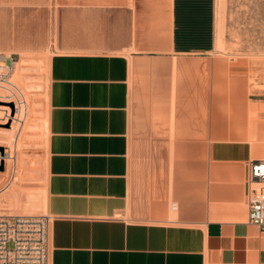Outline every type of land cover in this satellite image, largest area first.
I'll list each match as a JSON object with an SVG mask.
<instances>
[{
	"label": "crops",
	"instance_id": "crops-1",
	"mask_svg": "<svg viewBox=\"0 0 264 264\" xmlns=\"http://www.w3.org/2000/svg\"><path fill=\"white\" fill-rule=\"evenodd\" d=\"M7 51L48 55V264H264V91L214 55L216 0H0Z\"/></svg>",
	"mask_w": 264,
	"mask_h": 264
},
{
	"label": "rangeland",
	"instance_id": "rangeland-1",
	"mask_svg": "<svg viewBox=\"0 0 264 264\" xmlns=\"http://www.w3.org/2000/svg\"><path fill=\"white\" fill-rule=\"evenodd\" d=\"M13 55L18 62L25 60V67L19 75L18 65H16L12 82L19 89L17 92L24 93L28 98L26 109L28 120L21 128L22 134L16 143L19 157L18 172L12 186L0 192V214L46 215L43 201L47 176L48 132L47 129L44 130L43 123L47 122L48 113L46 69L48 55ZM214 55L225 64L226 76L232 77L234 72L236 91L237 81L244 79L246 99L250 97L256 100L262 97L261 93L264 91V0H216ZM226 83L227 77L224 81L221 76L220 93L226 91ZM12 100L14 97L0 101ZM12 107L14 108L13 103ZM32 125H35V128L28 133ZM0 128H3L0 132L9 133L10 125H0ZM1 141L0 139V144L8 149L7 145L11 147L9 142L13 143L14 138L11 140L10 135H5L4 141ZM3 146H0L2 157L5 152ZM2 172L4 169L0 167V175Z\"/></svg>",
	"mask_w": 264,
	"mask_h": 264
},
{
	"label": "built area",
	"instance_id": "built-area-1",
	"mask_svg": "<svg viewBox=\"0 0 264 264\" xmlns=\"http://www.w3.org/2000/svg\"><path fill=\"white\" fill-rule=\"evenodd\" d=\"M17 62L15 55L0 52V100L19 90L12 82ZM247 189L248 223L264 233V159L248 162ZM49 225L47 215L0 214V264H48Z\"/></svg>",
	"mask_w": 264,
	"mask_h": 264
},
{
	"label": "bare ground",
	"instance_id": "bare-ground-1",
	"mask_svg": "<svg viewBox=\"0 0 264 264\" xmlns=\"http://www.w3.org/2000/svg\"><path fill=\"white\" fill-rule=\"evenodd\" d=\"M27 100L28 98L24 93L17 92L14 96V100L9 102L0 101V125H10V129H8L9 133L0 132V139L4 141L5 135H10L11 140H13L14 138L13 143L12 141L9 142L11 144V147L10 145H7L9 146L8 149L0 144V146H3L5 149L4 157H2V154L0 152V167L1 169H4V172H2V175H0V192L12 186L14 178L16 177V174L18 172L17 167L19 157L17 155L16 143L19 141V138L22 134L21 128L28 120V117L26 116V109L28 106ZM8 103H11V105H8ZM12 103L14 104V108L12 107ZM29 128L30 130L28 133H30L35 128V125H32Z\"/></svg>",
	"mask_w": 264,
	"mask_h": 264
}]
</instances>
